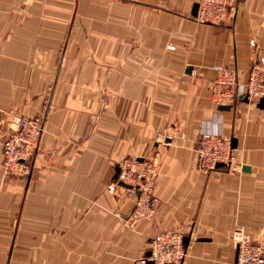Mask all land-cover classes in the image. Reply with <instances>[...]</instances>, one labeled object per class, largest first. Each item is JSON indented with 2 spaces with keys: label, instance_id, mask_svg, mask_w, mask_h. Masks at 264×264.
Segmentation results:
<instances>
[{
  "label": "crops",
  "instance_id": "crops-1",
  "mask_svg": "<svg viewBox=\"0 0 264 264\" xmlns=\"http://www.w3.org/2000/svg\"><path fill=\"white\" fill-rule=\"evenodd\" d=\"M196 2L0 0V264H138L165 231L183 264H236L238 228L264 245V109L211 89L222 66L246 79L252 40L264 51V0L225 25L197 23ZM16 115L44 118L28 177L3 167ZM206 133L236 140L231 168H198ZM155 152L161 205L131 225L136 197L109 184Z\"/></svg>",
  "mask_w": 264,
  "mask_h": 264
},
{
  "label": "built area",
  "instance_id": "built-area-1",
  "mask_svg": "<svg viewBox=\"0 0 264 264\" xmlns=\"http://www.w3.org/2000/svg\"><path fill=\"white\" fill-rule=\"evenodd\" d=\"M194 20L199 24L225 25L237 15L239 0H197ZM253 63L246 79L236 68H217L211 84L213 101L219 106L233 105L245 98L249 102L264 99V51L255 40ZM44 130L43 116H14L3 138V167L7 175L28 177L31 162L38 150ZM166 136L158 135L157 142L166 143ZM235 163V151L231 140L221 134H203L198 142L197 165L205 172L216 171L222 164L231 168ZM118 181L109 184L114 193L121 183L128 186V194L136 197L129 223L151 221L157 214L161 200L155 193L159 175V153L140 158L124 159L119 164ZM138 193V195H137ZM238 248L236 264H264V245L253 241L246 231L238 228L233 233ZM187 257L184 235L177 231H165L156 235L138 264H183Z\"/></svg>",
  "mask_w": 264,
  "mask_h": 264
},
{
  "label": "water",
  "instance_id": "water-1",
  "mask_svg": "<svg viewBox=\"0 0 264 264\" xmlns=\"http://www.w3.org/2000/svg\"><path fill=\"white\" fill-rule=\"evenodd\" d=\"M196 12H197V4H195V6H194L193 14H196ZM245 101H249V100L246 98ZM258 107L261 108V109H264V99L260 100ZM221 108L224 109V110H228L230 107L229 106H222ZM236 143H237L236 140H232V147L233 148H236ZM219 166H223V165L220 164ZM119 174H120V167L118 165L117 175H116L114 181H118ZM120 184L125 185V184H123L121 182H120Z\"/></svg>",
  "mask_w": 264,
  "mask_h": 264
}]
</instances>
